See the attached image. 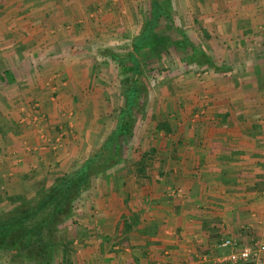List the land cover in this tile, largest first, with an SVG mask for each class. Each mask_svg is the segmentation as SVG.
I'll list each match as a JSON object with an SVG mask.
<instances>
[{
    "label": "crops",
    "instance_id": "obj_1",
    "mask_svg": "<svg viewBox=\"0 0 264 264\" xmlns=\"http://www.w3.org/2000/svg\"><path fill=\"white\" fill-rule=\"evenodd\" d=\"M114 1L0 0V215L116 136L123 158L76 202L54 264H264V0H168L159 25L184 48L159 60L169 79L148 86L131 133L117 132L130 72L114 50L145 28L106 43L98 13ZM245 247L253 263L230 260Z\"/></svg>",
    "mask_w": 264,
    "mask_h": 264
},
{
    "label": "trees",
    "instance_id": "obj_2",
    "mask_svg": "<svg viewBox=\"0 0 264 264\" xmlns=\"http://www.w3.org/2000/svg\"><path fill=\"white\" fill-rule=\"evenodd\" d=\"M152 7L150 20L134 43L130 61L118 60L121 66L126 67L124 73H133L134 80L132 83L127 80L125 114L121 118L118 133H131L136 122L133 108H139L140 101L146 96V89L138 88L136 84L140 75V61L136 55L148 41L158 37L156 30L160 20L170 19L168 11L157 0L152 3ZM110 54L118 59L112 52ZM116 142V136L110 138L98 154L76 170L58 176L51 187L42 189L32 201H24L22 205L0 215V249H10L33 264H52L56 250L60 247V226L70 217L76 202L91 188L94 177L121 162L123 153Z\"/></svg>",
    "mask_w": 264,
    "mask_h": 264
},
{
    "label": "rangeland",
    "instance_id": "obj_3",
    "mask_svg": "<svg viewBox=\"0 0 264 264\" xmlns=\"http://www.w3.org/2000/svg\"><path fill=\"white\" fill-rule=\"evenodd\" d=\"M161 1H162L161 4L163 5V7L168 11V5H169L168 0H161ZM114 2L117 3L118 5L112 6L111 8L108 7L107 10L102 11L101 14L98 13L97 24L103 25L101 27V29L102 30L106 29V31H108V33L102 34L103 38L106 40V43H108L109 40H113L114 42H119L120 37H122V35H124V33H123L124 30L131 32V30L126 29L127 25H139V27L141 29L140 28H138V29H140V31L142 29H144L146 27V24L148 23V22H145L146 21L145 19H148V21L150 20V13L152 11V0H144L141 2H139V0H115ZM121 2L125 3L124 7H122ZM144 5H145V7H144ZM110 9L115 11V15H113V14L108 15L109 12L112 13V11H110ZM146 13H147V15H146ZM137 14H138V16H137ZM145 15H146V17H145ZM138 18H139V20H138ZM161 20L165 21L164 18H162ZM111 21H112V23H111ZM166 21H167V23L168 22L172 23L171 16H170V19L166 20ZM167 23L159 25L158 30H156L158 37L154 38L151 42L148 41L144 45V47L141 49V51L144 52V54L154 53L156 56L160 55V57L157 56L156 60L155 59L151 60V61L147 60V59L141 60L142 64H140L141 68L139 70L140 75L137 78V80H139L137 83V86L138 87H144L146 85V92H145L146 95L149 91L148 86L150 84H153V83L159 84V83L164 82L165 81L164 79H169L168 75H166V74H168L166 72L169 70L164 69L165 70L164 71L162 68L157 69V67H160V65H162V63H159L160 59H162L163 60L162 62L166 63V66H167V62L169 60L167 59V55L165 56L164 53H168L169 50H172L174 48V44H173L174 40H175V49H177L178 52L182 51V49L184 48V44H180L178 42L184 41L185 35L179 29H174V27L169 28ZM92 24H94V22ZM104 25L106 26V28H104ZM111 28H112V30H111ZM97 29L99 30V28H94L92 30L97 31ZM128 35H129V39L126 38L127 39L126 42L130 43V42L134 41V43H135L138 35L137 36L135 34L132 35L131 33H128ZM113 41H110V42H113ZM134 43L123 46V45H121V42H119V44H118L119 49L114 50L118 54H119V52L127 53V56H126V58L123 59V62L130 61L129 54L132 52V50H130V49L134 45ZM187 45H186V47H187ZM163 46L165 48H162ZM119 61H121V60H119ZM191 61L193 62V60H191ZM175 62L177 65L183 64V62H181L179 59L176 60ZM216 62L217 61H215V60H207V63H206L204 58L201 59L198 56L195 58L194 64L201 63V66L205 64L208 67L209 66L211 67L212 65L215 66ZM126 63H129V62H126ZM122 74H125L124 70L122 71ZM131 74L133 75V73L130 72V74L127 76L128 80L132 79ZM122 86L124 88V82L122 83ZM158 93L162 97H164V96L167 97V93L164 90L158 91ZM29 112H30V114H29L28 118H32L33 122H35V121L39 122L40 121L39 119L41 118V114H39L36 107H34V108L32 107V110ZM43 189H45V188H43ZM24 201H29V200L23 199L18 206L22 205V203ZM18 206H16V207H18ZM58 240L60 241L59 242L60 247L61 248H62V246L64 247L65 244L63 243V241L64 242L67 241V236L65 234H64V236H62V234L60 233V230H59V234H58ZM60 247H58V248H60ZM260 249L264 250V247H261ZM69 253H70L69 250L65 249V255L69 254ZM56 255H57V252H56ZM56 255L52 261V264H54V262L56 261ZM247 263H253V260L249 261ZM0 264H33V263L26 261L25 259L18 256L16 253H14L10 249H6V250L0 249Z\"/></svg>",
    "mask_w": 264,
    "mask_h": 264
},
{
    "label": "built area",
    "instance_id": "obj_4",
    "mask_svg": "<svg viewBox=\"0 0 264 264\" xmlns=\"http://www.w3.org/2000/svg\"><path fill=\"white\" fill-rule=\"evenodd\" d=\"M220 246L222 247H232V248H236L238 245L235 241L228 239V240H224ZM258 257V252L249 248V247H245L241 250H235L231 256H230V260L233 262H249L252 261L254 259H256Z\"/></svg>",
    "mask_w": 264,
    "mask_h": 264
}]
</instances>
